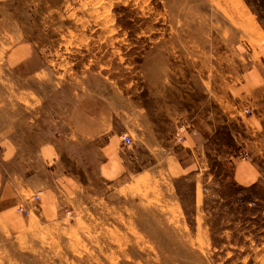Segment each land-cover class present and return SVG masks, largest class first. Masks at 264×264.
Wrapping results in <instances>:
<instances>
[{"label": "rangeland", "instance_id": "1", "mask_svg": "<svg viewBox=\"0 0 264 264\" xmlns=\"http://www.w3.org/2000/svg\"><path fill=\"white\" fill-rule=\"evenodd\" d=\"M20 44L43 80L31 91L54 95L17 101L32 120L82 106L138 165L102 178L100 143L79 148L65 122L70 209H17V229L0 214V264H264V0H0V62ZM195 120L212 136L186 174L164 159Z\"/></svg>", "mask_w": 264, "mask_h": 264}, {"label": "crops", "instance_id": "2", "mask_svg": "<svg viewBox=\"0 0 264 264\" xmlns=\"http://www.w3.org/2000/svg\"><path fill=\"white\" fill-rule=\"evenodd\" d=\"M34 55L32 46L15 45L0 62V88L8 84L22 86L18 94H8L5 88L4 92L0 89V100L5 101L0 104V214L11 228L16 229L27 223L25 216L16 213L20 206L45 219H60L70 209L72 194L78 187L76 180L65 174L64 160L70 147V133L66 131L65 122L71 127L79 148L88 141L100 143L95 156L99 158L98 169L102 178L115 180L131 174L138 165L134 149L125 148L120 136L111 133L110 126L100 116L82 106L74 109L62 107L57 114L54 110L42 109L47 112V118H52L48 122L50 128L32 120L17 101L22 102L23 96L28 97V101H32V97L37 101L41 98L42 107H45L54 98L53 94L41 96L31 91L32 85L43 81L38 75ZM6 74L11 82L7 81ZM190 127L186 142L182 146L174 144L164 159L169 167L186 174L198 170L200 151L212 136L209 125L202 121L195 120ZM54 132L59 133L58 136ZM83 155L80 166L86 160L85 152ZM253 176L252 170L251 176L238 180L248 184ZM36 197L39 200H35Z\"/></svg>", "mask_w": 264, "mask_h": 264}, {"label": "built area", "instance_id": "3", "mask_svg": "<svg viewBox=\"0 0 264 264\" xmlns=\"http://www.w3.org/2000/svg\"><path fill=\"white\" fill-rule=\"evenodd\" d=\"M181 129L185 131L187 128L182 126ZM123 141H124L125 145H130L131 144V138L129 136H124L123 137ZM178 141L183 142L184 141V137L183 136H179L178 137ZM35 200H39V197H36ZM18 212L23 214V215H25V216H30V211L27 210L23 206H20L18 208Z\"/></svg>", "mask_w": 264, "mask_h": 264}]
</instances>
